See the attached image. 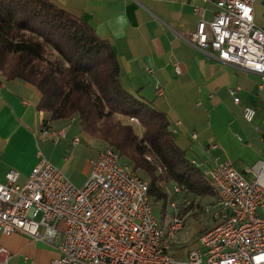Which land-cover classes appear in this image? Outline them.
<instances>
[{"label":"built area","instance_id":"built-area-1","mask_svg":"<svg viewBox=\"0 0 264 264\" xmlns=\"http://www.w3.org/2000/svg\"><path fill=\"white\" fill-rule=\"evenodd\" d=\"M181 1H213L216 7L210 21H198L188 37L191 45L224 64L259 75L264 82V29L253 19V5L264 0ZM193 11L203 14L197 5ZM255 114L254 109L243 108L246 121L252 122ZM128 120L138 124L134 117ZM41 134L46 137L49 130L43 127ZM53 136L64 137V132ZM78 142L75 138L72 144ZM216 147L211 144L208 149ZM203 173L215 197L206 208L214 225L199 236L184 260L170 254L174 232L183 224L176 204L170 203L174 216L161 226L148 181L108 147L91 161L80 188L43 156L22 185L19 173L9 170L5 183L0 182V232L49 245L57 241L59 257L46 264H264V160L247 171L250 179L226 162H215ZM172 192L182 193L176 186ZM9 256L0 247V262Z\"/></svg>","mask_w":264,"mask_h":264},{"label":"crops","instance_id":"crops-1","mask_svg":"<svg viewBox=\"0 0 264 264\" xmlns=\"http://www.w3.org/2000/svg\"><path fill=\"white\" fill-rule=\"evenodd\" d=\"M49 1L81 19L110 45L122 89L166 117L168 129L186 157H212L217 147L209 150L208 142L219 138L216 122L230 115L229 104L235 105L241 117L244 107L254 109V119L264 122V82L260 76L224 64L188 42L200 19L213 18V1ZM194 5L202 8L203 14H196ZM253 19L255 26L264 29V3L253 5ZM234 98L239 100L237 105ZM39 100L35 88L23 81H8L0 73V182L5 183L7 172L15 170L18 184H24L43 156L69 181L68 170H78L83 185L91 161L105 144L82 133L78 123H48L49 135L43 137L47 114L37 109ZM139 130L141 136L140 126ZM58 131H63L64 137L56 139L53 135ZM75 138L77 145L72 144ZM56 244L0 232V247L10 253L0 264H46L59 257ZM188 250L172 247L170 254L184 260ZM175 255H183V259Z\"/></svg>","mask_w":264,"mask_h":264},{"label":"trees","instance_id":"trees-1","mask_svg":"<svg viewBox=\"0 0 264 264\" xmlns=\"http://www.w3.org/2000/svg\"><path fill=\"white\" fill-rule=\"evenodd\" d=\"M0 73L39 92L43 127L75 118L82 133L118 152L147 178L154 202L167 201L161 182L179 187L186 198L214 195L176 145L166 117L122 89L110 45L49 0H0ZM116 115L136 118L141 136Z\"/></svg>","mask_w":264,"mask_h":264},{"label":"rangeland","instance_id":"rangeland-1","mask_svg":"<svg viewBox=\"0 0 264 264\" xmlns=\"http://www.w3.org/2000/svg\"><path fill=\"white\" fill-rule=\"evenodd\" d=\"M237 105V103H236ZM234 104L228 105L230 115L220 117L216 122L219 138L211 140L208 144H215L217 150L212 152V157H186L188 160H195L199 164L200 171H206L214 162H226L230 164L238 173L246 179H250L251 175L247 173L258 161L264 160V122L254 119L253 122H248L235 112ZM231 114H234L231 116ZM120 119L123 123L133 124L128 118L114 116ZM65 124L78 123L77 119L64 121ZM136 134H140L139 126L133 124ZM106 148L104 145L103 148ZM139 176L147 178L136 171ZM68 176L74 187L80 188L81 174L78 170L70 168ZM169 197L165 203L159 202L153 204L154 214L161 226H167L171 218L174 216L175 210L170 207V203L176 204L177 210L181 212L180 216L183 221L181 228L174 232L172 239V247L192 248L196 245L199 236L210 229L214 222L212 220V212L207 211V206L210 205L215 197L208 195L205 197L186 198L183 193L178 195L173 194V185L171 183H160ZM176 258L183 259V255H175Z\"/></svg>","mask_w":264,"mask_h":264},{"label":"snow or ice","instance_id":"snow-or-ice-1","mask_svg":"<svg viewBox=\"0 0 264 264\" xmlns=\"http://www.w3.org/2000/svg\"><path fill=\"white\" fill-rule=\"evenodd\" d=\"M245 15H247V11L245 12Z\"/></svg>","mask_w":264,"mask_h":264}]
</instances>
